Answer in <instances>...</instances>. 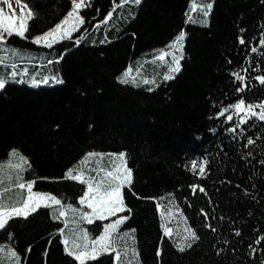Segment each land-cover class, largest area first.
Instances as JSON below:
<instances>
[{
  "label": "trees",
  "instance_id": "obj_1",
  "mask_svg": "<svg viewBox=\"0 0 264 264\" xmlns=\"http://www.w3.org/2000/svg\"><path fill=\"white\" fill-rule=\"evenodd\" d=\"M23 1L34 14L26 38L12 35L6 43L41 57L4 64L52 65L63 82H6L0 162L21 152L31 166L21 174L36 181L33 190L77 205L87 184L67 178L68 170L91 151H124L133 178L123 188L128 219L118 235L128 228L131 245L118 240L121 259L136 246L140 264H264V240L256 243L264 236V121L232 109L241 99L264 103L257 79L264 76V0H214L205 24L189 19L193 0H128L123 7L121 0H89L81 9L84 24L51 48L31 38L53 27L71 0ZM183 29L184 55L173 79L138 86L132 73L121 82L129 64L152 57ZM3 48L6 55L10 49ZM199 158L206 161L203 176L191 169ZM56 215L39 207L14 217L0 230V246L11 244L20 264H79L66 251L60 230L67 226ZM106 221L86 224L92 236ZM167 224L174 231L191 228L199 239L180 251L188 233L169 237ZM85 264H116L115 252Z\"/></svg>",
  "mask_w": 264,
  "mask_h": 264
},
{
  "label": "snow or ice",
  "instance_id": "obj_2",
  "mask_svg": "<svg viewBox=\"0 0 264 264\" xmlns=\"http://www.w3.org/2000/svg\"><path fill=\"white\" fill-rule=\"evenodd\" d=\"M128 0H121V4L119 7H123ZM134 2L138 5L141 0H134ZM3 3L7 4L8 8L11 9L12 5L8 3V0H3ZM17 3H20V0H17ZM73 8L71 11L67 13L66 18L59 24H57L52 30L48 31L42 36L36 37L33 42L37 44H43L46 47L51 48L53 43L58 42L64 38H71V33L79 30V26L84 24L83 18L79 15V10L85 6V0H72ZM27 7V5H25ZM212 8V4L209 3L207 5V11L202 9L203 15L207 16L209 11ZM193 9H195V4H193ZM115 11L113 8L112 11L108 13V16L105 20L107 22L108 19L112 17V12ZM23 16V13L21 14ZM34 18V14L29 11L28 19ZM191 17H189L190 19ZM67 26V27H65ZM28 30L27 21L21 17H14L12 15H6L3 9H0V44H6V35L7 37H11L12 35H17L21 38H26L25 33ZM6 34V35H5ZM82 39V37H81ZM185 39V34L183 32L179 33L174 41L168 46L170 49L174 51H179L182 53L183 51V41ZM80 39H77L76 43H79ZM240 43H244V40L241 39ZM264 44V41H261ZM256 51V49H253ZM172 56L174 67L170 68L171 72H178L180 70L179 61L182 58L173 55V52H161V55L158 57L159 60L163 61L165 56ZM15 67V66H13ZM26 71V70H25ZM131 69H129L124 76L122 77L121 82L127 83V77L130 75ZM237 78L243 80L244 78L239 76ZM13 78L16 76V73H12ZM174 76L169 74L165 75V80L173 79ZM57 83H62V80H57L55 76L51 77ZM262 84H264V76L257 77ZM49 78L45 77L43 81H37L33 78L32 83L34 85H38L39 83H48ZM22 82V81H19ZM144 83H155V81H149L145 79ZM6 86V81L0 79V90H3ZM239 91H243V88L238 89ZM254 107L259 108L261 111L257 113L253 110ZM247 114L252 117L258 116V118L264 121V103L253 106L248 104L246 106ZM232 109L235 110L237 114L242 111H245L244 100L241 99L238 103L232 106ZM229 111V109H225V112ZM225 112H221V115H224ZM227 119L231 121L233 117L231 115L227 116ZM245 117L241 118V122H244ZM235 131V129H232ZM251 138L248 139V144H253ZM95 154L90 153L89 156H93ZM10 156L16 160L17 162L13 163L11 160L7 163L0 162V230H4L8 225L9 220L14 217H24L26 218L30 213L35 212L39 207L45 208H53L54 212L58 213L55 218H65L64 223L67 226L69 223L67 217V211L65 210V205L63 204L61 199H58L57 196L51 194H44L38 191H33L35 180L31 182H25L23 180L22 171L30 168V164L25 157L20 155L17 150H13L10 153ZM124 154L121 153L118 157L119 160H124ZM264 163V161H261ZM206 161L203 162L199 166V174L203 176L205 174ZM27 166V168L25 167ZM122 165H118L114 167L113 171H108L105 173L107 177H111L115 183L114 186L110 187H102L103 181L97 182L93 177L85 178V172L83 170H78L77 175H73V170H68L66 176L69 179L77 180L81 184H87V192L84 193L83 197L80 199V204H86V206L91 209V212H83L76 208H72L71 205H67V209H70L74 214H78L81 219L86 220L87 223L92 224L95 219L104 220L110 216H115L118 212L125 211V206L123 203V198L121 194V188L125 186V184H131V170H124L123 174L121 173ZM191 169L193 172L197 170V162L193 161L191 164ZM15 173V176H13ZM15 179L16 188L21 190L22 198L17 197L14 199H10L5 193L10 192L11 183ZM197 186H193V191H195ZM23 190H26L23 191ZM200 191H204L203 188H200ZM59 206V207H54ZM170 215V213H169ZM128 219L127 216H123L116 220L115 222L107 225L105 227L104 233L98 239L91 240V247H89V238L86 232H82L81 239L83 240V244H76L75 241L72 242V247H66V251L69 255H73L79 264H85L86 260L96 259L98 254L115 252V260L119 262L121 260V252L117 250L114 245L118 240H123L127 236L131 235L130 233H124L119 235H114L117 233L118 226L123 224ZM211 227V225H209ZM213 231L216 229L213 228ZM63 232V230H61ZM185 231L188 233L186 237L183 238V243L179 246L180 251H184L185 247H191V243H188L189 240L199 239L197 233L191 228H186ZM165 235L171 237L172 236V228L165 226ZM236 235H240L239 232ZM262 240H264V236L259 237L256 240V243L259 244ZM63 243L67 246L69 245V240L66 237ZM255 251V249L253 250ZM5 249L0 246V253H4ZM124 257L128 256L127 250L123 252ZM133 256H138V253L133 249ZM0 264H20V257L16 251L12 249H7L6 255L0 256ZM129 264L131 262L129 261Z\"/></svg>",
  "mask_w": 264,
  "mask_h": 264
},
{
  "label": "rangeland",
  "instance_id": "obj_3",
  "mask_svg": "<svg viewBox=\"0 0 264 264\" xmlns=\"http://www.w3.org/2000/svg\"><path fill=\"white\" fill-rule=\"evenodd\" d=\"M88 1L89 0H85V5L87 4ZM192 2H193V4H195V9H193V6H192V10H190V17H191L190 19H192L193 22H197L200 24L207 23L211 10L209 11L208 15L206 16L207 18L204 20V17L202 16L203 15L202 9L204 11H207V5L209 3H211L212 7H213L214 0H193ZM8 3H10L12 5L11 9L8 8L7 4L3 3V0H0V9H3V11L6 15H12L14 17H21V18L25 19L27 21V24H28V21H29L28 13H29V11H31L29 6L25 7V5H27V4L23 0H20L19 4L17 3V0H8ZM72 8H73V4H72V0H71V6H70L69 10L66 12V14L53 27H51L50 29H48L47 31H45L43 33L37 34L34 37H32L31 38L32 41L36 37L44 35L48 31L52 30L57 24L61 23L66 18L67 13L72 10ZM81 9L79 10V15L82 17ZM193 12H199V14L195 15ZM22 13H23V16H21ZM65 27H67V26H65ZM80 27H81V25L79 26V28ZM74 32L71 33V38H72V35L74 34ZM181 32H183L185 34V39H186V36H187L186 30L183 29ZM6 39H7V35H6ZM64 39H69V38H64ZM64 39H62V40H64ZM185 39L183 41L182 53L179 51H174L168 47L174 41V40H172L165 48H161L159 51L155 52L152 57H142V58H139L138 61H136L135 65L134 64L132 65V63L129 64V66L124 71V73H126L129 69H131L130 75H132V73H134V75L137 77L131 81L132 83H134L135 85H138V86H149V85H151L150 87L153 86L152 84L155 85V84L160 83L161 81H164L165 75L171 74V75L175 76L179 71L178 72H171V73L169 71L170 68L174 67L172 56L171 55L165 56L163 61L159 60L158 57L161 55L162 51H164V52L171 51V52H173V55H175L177 57L182 56V58H183ZM59 41H61V40H59ZM39 45H43V44H39ZM1 46H5V48H9L10 51L6 55H3V50H1ZM39 57H41V54H38L34 50H23L21 48L13 47L7 43L6 44H0V59H2V60L14 61V60H17L19 58H20V60H23V59L36 60ZM182 58L179 61V67L180 68H181ZM4 63H6V62H4ZM6 64H0V78L5 80L6 82L26 83V84H29L32 86H39V85H50V84L57 83L51 79V77H53V76H55L57 78V80H62V77L60 76V74L58 73L56 68L52 65L41 67V66L30 65V63H28V64L25 63V64H21L18 67H12V66H9ZM134 69H135V71H134ZM13 72L16 73V76L14 78L12 76ZM124 73L122 74L121 78L124 76ZM139 73H141L143 75L139 76ZM45 77L49 78L48 83L41 82L38 85H34L32 83L33 78H35V80H37V81H43V79ZM145 79H147L149 81H155V83H144L143 81ZM19 81H22V82H19ZM244 105H245V111H242L240 113L247 112V108H246L247 104L245 102H244ZM253 110L256 111L257 113H259L261 111L260 109H255V108H253ZM234 113H236L235 110H234ZM18 153L20 155H24L21 152H18ZM90 153H93L95 155L85 157L80 162H78L72 168L73 175L78 174V170H83L85 172V178H87V176L91 177L97 173L95 180L98 182L102 180L104 182L102 187H110V186H114L115 183H118V182L115 181V183H114V180H111V184L107 183V179H109L110 177H107L105 175V173L108 172V170L113 171L114 167L118 166V165L124 166V167H121V173L120 174L124 173L125 167H126V169L131 170V168L127 164L126 154L124 151L112 152V153L111 152H102V151H91V152H89V154ZM121 153H123L124 157H125L123 161L118 159V157ZM11 161L13 163L17 162L12 157H11ZM7 162H9V161H7ZM196 162H197V168L199 169V166L205 161H204V159L199 158L196 160ZM91 169H92V172H90ZM131 174H132V170H131ZM132 178H133V175H131V181H132ZM125 186H128V184H125ZM123 188L124 187L121 188L122 198H123ZM86 192H87V190H86ZM82 197H80L79 199H81ZM123 203H124V201H123ZM68 205H71L72 208H76V209L83 211V212H89V213L91 212V209H89L87 206H85V204L80 205L79 202L77 205H79L80 207L77 206L76 204H68ZM124 206H125V203H124ZM174 206H176V205L173 204L172 207H174ZM54 207H56V206H54ZM84 207L86 208V210ZM168 207H169V205H168ZM65 209L68 213V217H66V218L69 221V225L67 226V229L64 232H62V235L64 238H66V237L68 238L69 247H72L73 241H75L76 244H81V245L83 244V240L81 239L82 232H86V234L89 238V247H91L92 230L86 225L87 221L81 219V217L78 214H74L70 209H67V206ZM125 209H126V206H125ZM161 209H162V207H161ZM123 216H126L124 214V211L118 212L115 216L108 217L109 221L104 224L103 231L95 239H98L100 236L103 235L105 227L107 225L115 222L116 220H118L119 218H121ZM64 219L65 218H62L63 221H64ZM166 226L170 227L168 224ZM128 231H129V229L125 228V229L121 230V234L128 233ZM172 231H174L173 228H172ZM117 232H118V230H117ZM174 232H176V236L178 235V236H180V238H183L187 233L186 231H183V232L174 231ZM179 233H180V235H179ZM114 235H116V234H114ZM124 243L126 245L125 247L130 246L131 245L130 238H127V239L125 238ZM118 245L119 244L117 241V243L114 245V247L115 246L119 247L120 245L119 246ZM2 247L5 249V252L2 253L3 255H6L7 249H12L15 251L14 247L11 244H5ZM133 249L135 250L136 253H138L137 247L131 246L127 250L128 256L123 257L119 262L116 261V264H129V261L131 262V264H140L138 261V256H133ZM119 251H120V249H119ZM98 255H100V254H98Z\"/></svg>",
  "mask_w": 264,
  "mask_h": 264
},
{
  "label": "crops",
  "instance_id": "obj_4",
  "mask_svg": "<svg viewBox=\"0 0 264 264\" xmlns=\"http://www.w3.org/2000/svg\"><path fill=\"white\" fill-rule=\"evenodd\" d=\"M4 46H1V49H4L3 48ZM0 64H3V63H0ZM1 79V78H0ZM10 161V160H9ZM13 176H15V173H13ZM23 176V175H22ZM23 180H24V178H23ZM25 182H31V181H26V180H24ZM107 183L108 184H111V181L108 179L107 180ZM11 191L10 192H8V193H5V195H7L10 199H14V198H17V197H20V198H22V194H21V190H19V189H17L16 188V182H15V179H13V181H12V183H11ZM23 191H25L26 192V190H23ZM33 191H35V190H33ZM41 193H44V192H41ZM44 194H50V193H44ZM52 195V194H51ZM12 197V198H11ZM66 206L67 205H65V208H66ZM77 206H79V205H77ZM56 207H59V206H56ZM80 207V206H79ZM66 210V209H65ZM67 217H68V213H67ZM98 237V236H97ZM68 248H70V247H68Z\"/></svg>",
  "mask_w": 264,
  "mask_h": 264
}]
</instances>
